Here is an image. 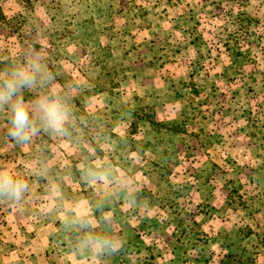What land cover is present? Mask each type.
I'll use <instances>...</instances> for the list:
<instances>
[{
  "label": "rangeland",
  "instance_id": "1",
  "mask_svg": "<svg viewBox=\"0 0 264 264\" xmlns=\"http://www.w3.org/2000/svg\"><path fill=\"white\" fill-rule=\"evenodd\" d=\"M30 51L71 119L0 112V264H264V0H0V72Z\"/></svg>",
  "mask_w": 264,
  "mask_h": 264
},
{
  "label": "clouds",
  "instance_id": "2",
  "mask_svg": "<svg viewBox=\"0 0 264 264\" xmlns=\"http://www.w3.org/2000/svg\"><path fill=\"white\" fill-rule=\"evenodd\" d=\"M27 64L14 66L0 72V112H6L10 127L7 135L16 143H28L41 131L53 135L67 133L71 109L65 98L57 94L39 95L31 104L24 100V90L33 91L50 79L44 70V57L29 52ZM99 179L98 176L93 177ZM28 191L24 180L15 178L6 170H0V200L21 202ZM81 226L92 227L90 221L81 219ZM81 243L95 249L99 254L114 253L118 241L103 235L86 236Z\"/></svg>",
  "mask_w": 264,
  "mask_h": 264
},
{
  "label": "trees",
  "instance_id": "3",
  "mask_svg": "<svg viewBox=\"0 0 264 264\" xmlns=\"http://www.w3.org/2000/svg\"><path fill=\"white\" fill-rule=\"evenodd\" d=\"M239 30H240V35L239 36H241L242 41L247 40V37H249L248 29H243L242 27H240ZM234 35H236V34H234ZM228 38L231 39L232 37L231 36H228Z\"/></svg>",
  "mask_w": 264,
  "mask_h": 264
}]
</instances>
